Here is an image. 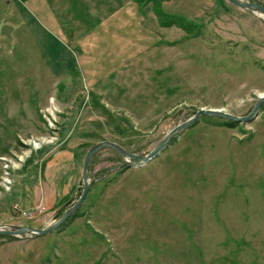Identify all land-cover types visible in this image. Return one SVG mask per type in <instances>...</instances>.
Listing matches in <instances>:
<instances>
[{
  "label": "rangeland",
  "instance_id": "obj_1",
  "mask_svg": "<svg viewBox=\"0 0 264 264\" xmlns=\"http://www.w3.org/2000/svg\"><path fill=\"white\" fill-rule=\"evenodd\" d=\"M259 3L264 0H239ZM264 96V15L228 0H0V227L46 229L95 145L148 155ZM236 123V122H235ZM0 264H264V105L113 148Z\"/></svg>",
  "mask_w": 264,
  "mask_h": 264
},
{
  "label": "water",
  "instance_id": "obj_2",
  "mask_svg": "<svg viewBox=\"0 0 264 264\" xmlns=\"http://www.w3.org/2000/svg\"><path fill=\"white\" fill-rule=\"evenodd\" d=\"M228 1L234 5L242 8V9H253V10L260 12L262 15H264V6H262L259 3H244V2H241L239 0H228ZM263 105H264V96H260V98L258 99V101L255 104L251 113L245 117H236V116L230 115L226 112H223L221 110H205V109H202V110L198 111L196 113V115L193 118H191L189 121H187V122L177 126L176 128H174L167 135V137L162 142H160L146 156H139L136 154L129 153V152L125 151L121 146H119L118 144L113 143V142H104V143L97 144L89 150V152L87 153L86 158L84 160V166H83L84 189H83V193H82L81 198L79 199V201L74 206H72L67 212H65L63 214V216L55 224H53L52 226H50L49 228H46V229H35V228H31V227H19L18 226V227H13L10 230H5L4 227H0V235H8V236H14V237H20V236L28 235V234H31V235H47V234H50V233L58 230L84 203V201H85V199L89 193L90 187H91V184H90L89 179H88L90 160L92 159V157L96 153L100 152L101 150H103L105 148H113L120 155H122L126 158H129V159L137 160L140 162L141 166H145L147 163L152 161L159 153H161L169 145V143L174 139V137L176 136L177 133L189 128L201 116H214V117H219V118H222L224 120H227L230 122H236V123L237 122L238 123L248 122V121L254 119L255 117H257L259 115L260 109Z\"/></svg>",
  "mask_w": 264,
  "mask_h": 264
},
{
  "label": "trees",
  "instance_id": "obj_3",
  "mask_svg": "<svg viewBox=\"0 0 264 264\" xmlns=\"http://www.w3.org/2000/svg\"><path fill=\"white\" fill-rule=\"evenodd\" d=\"M231 125L235 126V125H236V123H235V122H231Z\"/></svg>",
  "mask_w": 264,
  "mask_h": 264
}]
</instances>
